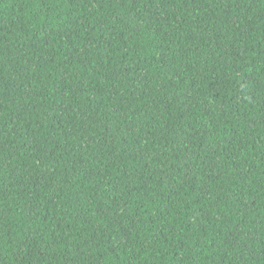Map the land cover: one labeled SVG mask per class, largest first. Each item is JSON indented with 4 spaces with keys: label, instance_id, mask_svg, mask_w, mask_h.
<instances>
[{
    "label": "trees",
    "instance_id": "trees-1",
    "mask_svg": "<svg viewBox=\"0 0 264 264\" xmlns=\"http://www.w3.org/2000/svg\"><path fill=\"white\" fill-rule=\"evenodd\" d=\"M0 264H264V0H0Z\"/></svg>",
    "mask_w": 264,
    "mask_h": 264
}]
</instances>
